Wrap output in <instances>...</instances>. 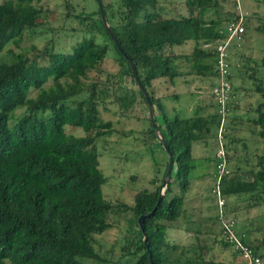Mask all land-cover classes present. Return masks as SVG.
<instances>
[{
  "label": "trees",
  "instance_id": "trees-1",
  "mask_svg": "<svg viewBox=\"0 0 264 264\" xmlns=\"http://www.w3.org/2000/svg\"><path fill=\"white\" fill-rule=\"evenodd\" d=\"M33 1L0 2V53L9 41L17 44L25 30L40 24L39 10ZM155 3V0H117L116 7L102 3V9L149 95L157 129L173 157L160 201L156 203L159 184L153 190L136 191L129 206L113 204L103 197L101 187L106 179L98 167L96 142L113 129L109 120L99 116L97 92L105 96L107 89L101 86L95 89L94 82L84 84L83 79L89 71L99 70L107 45L95 42L93 37H84L70 52L45 47L31 57L13 54L9 63L0 62V264H6L5 260L7 264H84L87 259L103 264H177L186 253L192 255L183 260L186 264L202 261L201 245L179 246L166 241L165 233L169 224L186 213L183 200L194 167L190 143L206 142L211 129L217 127V116L215 113L204 116L196 111L192 117L178 114L169 117L161 99L149 88L153 80L163 77L172 83L181 76L182 65L194 75L214 78V47L222 38L224 25L236 15L234 12L220 15L221 7L215 0H184L187 15L164 17ZM91 18L90 14L80 21ZM96 23V28L110 40L98 8ZM242 36H248L245 29ZM188 42L192 43L190 53L174 52V48ZM242 45L235 49L239 51ZM113 47L125 64L121 74L128 75L137 87L136 92L119 88L120 93L113 97L123 114L127 108L133 109L136 96L147 112L127 61ZM235 56L239 55L234 50L229 57V78L235 98L228 105L229 110L236 105L238 88L233 84L236 79L241 85L251 82L253 87L246 90L264 98V81ZM260 62L264 65V60ZM240 68L243 73L233 76V70ZM48 80L50 84L44 87ZM32 89L37 93L29 97ZM17 108L23 111L11 121ZM254 110L257 116L252 121L260 126L259 134L264 136V101L258 102ZM146 118L149 120L148 115ZM76 130L81 134L74 135L72 132ZM143 131L144 137L155 138L151 125ZM165 156L160 182L167 165L166 153ZM255 167L250 180L244 177L247 172L237 170L220 179L222 208L233 219L234 229L235 219L225 209L227 198L243 196L250 203L247 207L264 204V150L256 157ZM173 186L177 187L176 192ZM214 206L217 220L215 203ZM119 209L130 213L128 236L120 246L121 254L109 260L94 251L93 236L111 226L107 217ZM151 210L142 221L141 231L137 217ZM242 240L264 263V241L251 243L244 234ZM221 243L229 245L224 239Z\"/></svg>",
  "mask_w": 264,
  "mask_h": 264
},
{
  "label": "rangeland",
  "instance_id": "rangeland-1",
  "mask_svg": "<svg viewBox=\"0 0 264 264\" xmlns=\"http://www.w3.org/2000/svg\"><path fill=\"white\" fill-rule=\"evenodd\" d=\"M2 1L4 0H0V2ZM155 1L156 9L164 17L187 15L184 0ZM215 1L221 7L220 15L224 12L241 13L245 33L248 36L241 41V45H244L239 51L234 48L232 52L234 50L236 53L238 52L239 56H235V58L239 59L238 57H240L242 65L245 64L246 67L253 68L255 74L264 81V65L260 62V59L264 60V2L262 0ZM101 2L112 4L113 7L117 5V0H101ZM65 3H67L66 8ZM32 4L39 10L37 20L40 24L35 28L25 30L17 44L9 41L0 53V62L9 63L12 55L17 53L31 57L45 47H51L60 52H70L76 42L84 37H93L95 42L107 45L106 55L98 66L99 70L89 71L83 82L84 84L94 82L95 89L100 86L107 89L105 96L97 92L99 116L102 120H109L113 129L109 135L96 142L99 154L98 167L106 179L105 184L101 187L103 197L113 204L129 206L136 191L153 190L158 184L160 187L166 160L165 152L159 146L157 138L144 137L143 129L150 125V121L146 118L148 113L140 98L136 96L137 102L133 104V109L127 108L126 114H123L119 102L113 97L114 94L120 93L119 88L136 92L137 87L128 75L121 74L122 69H125V64L120 60L112 41L108 40L95 26L97 25L95 0H34ZM90 14L92 15L91 19L80 21L81 17L84 18ZM209 14L211 15V13ZM178 47L181 48H174V52L182 51L188 54L191 51L192 43L188 42L186 45ZM244 58L249 60L244 61ZM256 65L257 69L254 68ZM233 71L235 73L233 76L237 77L238 74L243 73V69ZM180 72L181 76L173 79L174 86L172 87L166 77L151 82L149 90L153 91L155 97L161 99L165 113L169 117H172L174 113L179 117H192L195 116L196 111L204 116L216 114V107L213 105L214 102L208 91L210 85L215 83V79L211 78L208 83L200 78L193 80L190 69L183 65L180 67ZM248 73H250L249 70ZM61 81L63 82V80ZM234 83L237 84L236 89L238 88L236 105L233 109L230 106L220 140L216 137L217 127L215 130L211 129L212 135L210 133L207 136L206 142L195 140L190 143V155L197 156L194 153L191 154V149L194 146L203 145L209 147V151L213 148L215 152L220 143L224 147L225 156L227 155L225 158L228 173L234 170L242 173L247 172L248 175L245 174L244 177L250 180L257 169L255 167L256 157L264 150V136L259 134L261 128L252 121L257 116V112L254 110L256 104L264 101V98H260L253 91L246 90L253 87L251 82L246 81L241 85V82L239 83V80L236 79ZM49 84L50 80L44 84V87ZM36 93L37 90L32 89L29 97H34ZM175 96H178V100L175 99ZM22 111L23 108L14 110L11 121L15 120ZM72 133L74 135L81 134L78 130ZM211 143L213 147H211ZM209 154L211 153L209 152ZM196 159L204 160L206 158L198 156ZM211 166L212 176L215 166L214 153ZM194 167L191 170V176L194 177L197 176L196 174L204 172L201 171L203 169L202 161L195 163ZM248 171H252V174L249 175ZM209 187L210 184L207 183L204 188L202 187V190L200 188L197 193L200 197L196 198L189 186L183 200V208L186 213L169 224L165 240L179 246L201 245L202 261L199 264H242L230 244L224 246L221 243L224 239L220 230L221 223L215 220V206L210 192L211 187ZM176 189L177 187L173 186V191L176 192ZM249 204V201H245L243 196L229 197L225 209L229 210L227 212L235 219L236 232L244 234L247 239L249 237L251 243L264 241V204L259 203L247 207L246 205ZM129 215L128 210L123 211L122 209L110 213L107 219L111 226L104 232L93 236V249L100 257L114 260L121 254L120 246L128 236ZM244 230L247 232L243 233ZM175 253L177 254L178 250ZM188 257H192V255L186 253L177 264H186L183 260ZM83 262L84 264H103L88 259ZM5 263L7 264V260Z\"/></svg>",
  "mask_w": 264,
  "mask_h": 264
},
{
  "label": "built area",
  "instance_id": "built-area-1",
  "mask_svg": "<svg viewBox=\"0 0 264 264\" xmlns=\"http://www.w3.org/2000/svg\"><path fill=\"white\" fill-rule=\"evenodd\" d=\"M236 16L224 25L222 38L218 40L214 47V72L215 83L210 85V97L216 107L217 133L218 140L223 132V124L229 111L228 105L235 98L230 82V54L234 48H239L243 40L244 27L242 24L241 13L236 12ZM236 18V19H235ZM222 131V132H221ZM215 166L212 175L211 196L216 204V217L220 221L221 234L225 241L238 254L242 264H264L262 259L242 240L243 234H237L234 229V222L223 212L224 199L220 194L219 182L224 174L228 173L226 168V158L224 147L219 143L214 152Z\"/></svg>",
  "mask_w": 264,
  "mask_h": 264
},
{
  "label": "water",
  "instance_id": "water-1",
  "mask_svg": "<svg viewBox=\"0 0 264 264\" xmlns=\"http://www.w3.org/2000/svg\"><path fill=\"white\" fill-rule=\"evenodd\" d=\"M96 2V5H97V8H98V11H99V15H100V20L105 28V31L107 32L110 40L112 41L113 45L115 46V48L117 49V51L120 53V55L127 61L128 63V66L130 68V72L132 74V77L134 79V81L136 82L145 102H146V106H147V113H148V119L150 121V125L153 129V132L155 134V137L157 138V141L161 144V147L163 148V150L165 151V153L167 154V165H166V169H165V173H164V176H163V179H162V182L160 184V187H159V193H158V196H157V200H156V203H158L163 195V192H164V189L166 187V184L169 180V177H170V171H171V167H172V161H173V157H172V154L171 152L168 150V146L166 144V141L165 139L162 137V135L160 134V132L158 131L157 129V125H156V122H155V119H154V116H153V107H152V104L149 100V95L147 93V91L143 88V86L141 85L140 81H139V78H138V75L136 73V69L133 65V62L130 58H128L126 56V54L124 53V51L122 50L118 40L116 39V37L114 36L113 32L111 31L109 25L107 24L106 22V18H105V15H104V12H103V9H102V3H101V0H95ZM236 19V18H235ZM153 210H151L149 213L147 214H142V215H139L137 217V224L140 228V230L142 231V221L144 219V217L150 215L152 213Z\"/></svg>",
  "mask_w": 264,
  "mask_h": 264
},
{
  "label": "crops",
  "instance_id": "crops-1",
  "mask_svg": "<svg viewBox=\"0 0 264 264\" xmlns=\"http://www.w3.org/2000/svg\"><path fill=\"white\" fill-rule=\"evenodd\" d=\"M191 75H193V78H192L193 80H196V79L198 80L200 78V79H204V81L206 83H208L209 80L211 81V79H209L208 77L207 78L206 77L202 78V77L197 76V75H194V74H191ZM172 83H173V81H172ZM172 83L170 82V87L174 86V83L173 84ZM234 85H237V84L234 83ZM192 86H193V84L191 85V87ZM209 89H210V87H209ZM209 95H210V93H209ZM236 98H237V95H236ZM175 99L178 100V96H175ZM185 106H186V109H187V105H185ZM187 111H189V110L187 109ZM174 114H176V113H174ZM186 117H188V116H186ZM211 147H213V144L212 143H211ZM191 150H192L191 151V154L194 153L195 155H197V156H194V157H192V155H191V157L193 158V161H194V166H195V163H198L199 161H202V166H203L202 168L203 169L201 171H204L201 174H196L197 176H194L193 179L191 180V183H190V187H191V190L193 192V195L196 198H199L200 196H198V194H197L200 191L199 189L201 188V190H202V187L204 188V186L207 183L210 184V187H211V184H212V176H211L212 166H211V160H212V156H213L214 151H213V148H212L211 151H209V147H205L203 145H198V147H195L194 146L193 149H191ZM209 152L211 154H209ZM198 156L204 157L206 159H204V160L196 159ZM242 232L245 233L247 231L244 230ZM248 241H249V237H248Z\"/></svg>",
  "mask_w": 264,
  "mask_h": 264
}]
</instances>
